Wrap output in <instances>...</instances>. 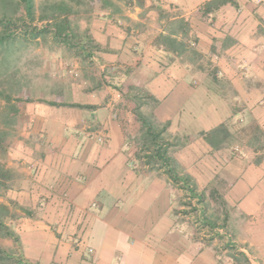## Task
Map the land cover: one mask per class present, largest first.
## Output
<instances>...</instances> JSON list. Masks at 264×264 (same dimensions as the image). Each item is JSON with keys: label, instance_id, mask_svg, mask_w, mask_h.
I'll return each instance as SVG.
<instances>
[{"label": "crops", "instance_id": "crops-1", "mask_svg": "<svg viewBox=\"0 0 264 264\" xmlns=\"http://www.w3.org/2000/svg\"><path fill=\"white\" fill-rule=\"evenodd\" d=\"M129 1L133 6L121 4L113 13L107 8L111 18L116 13L127 25L118 27L104 18L90 23L87 32L101 47L100 57L130 66L128 80L158 101L155 118L169 123L171 134L188 136L190 142L173 156L199 188L212 184L246 214H264V155L254 162L258 152L246 146L213 149L201 135L224 123L232 137L230 124L237 119L264 128V0H233L205 13L202 5L209 0H160L167 13L188 20L199 53L215 59V69L208 72H192L191 63L154 44L166 28L162 20L152 21L150 4L156 0H145L142 7ZM115 106L107 102L90 109V121L100 122L107 136L100 134L99 145L88 131L54 139L57 124L44 116L48 111L43 108L36 112L60 153L42 159L13 149L11 157H22L27 165H11V171L22 169L26 177L16 190L8 186V198L30 209L35 196H44L38 200L40 215L21 218L15 228L24 257L33 263L176 264L172 258L181 254L180 248L166 240L172 225L169 183L128 166L119 131L133 117L126 112L123 120L113 118ZM40 130L35 134L42 135ZM65 145L76 151L66 154Z\"/></svg>", "mask_w": 264, "mask_h": 264}, {"label": "rangeland", "instance_id": "rangeland-1", "mask_svg": "<svg viewBox=\"0 0 264 264\" xmlns=\"http://www.w3.org/2000/svg\"><path fill=\"white\" fill-rule=\"evenodd\" d=\"M33 2L36 18L43 11L50 14L51 9L58 5H64L71 9L72 12L69 14L71 31L78 38L83 35L89 36L87 29L90 23L97 18L109 20L107 23L115 24L118 27L119 25H127L124 24L122 16L114 12V17L111 18L108 13L110 11L113 13L114 9H118L124 3L127 5L126 8L133 6L127 0H114L115 3L110 6L104 5L100 0H33ZM150 6L153 5L150 4ZM104 7L106 8L103 9ZM152 9V11L150 10V14L151 12L154 14V17L151 16L152 21L162 20L163 27L166 26L167 21L160 18L157 9L154 7ZM4 16L12 17L14 24L19 26L23 24L18 18H23L27 22L23 1L0 0V18ZM132 23L129 25L132 26ZM30 25L40 26L41 22L37 20ZM137 28L140 29V26ZM22 30H24L23 26H21ZM21 31L18 29V33ZM189 37L192 41L194 36ZM190 45L195 48V42H191ZM74 50L75 48L70 49L59 41H55L50 34H45L35 39L19 38L12 43L4 54L0 53V163L8 170L7 179L0 186V205H6L7 212L0 210V215L4 216L5 225L15 232L16 225L20 224L21 218L39 216L42 209H40L41 205L39 204L41 201L38 200L44 198L43 195L35 196L38 199L33 201L35 204L30 206V209L23 207L17 201H10L8 198L10 194H8V186L13 184L16 190L26 177L25 174H21L22 169L19 172L16 170L12 172L11 165H17L21 168L27 165L22 157L18 159L11 157L13 149L22 148L27 151V155H34L42 159L46 154L53 158L56 153L61 151H57L54 148L55 142L46 137L45 129L47 128L44 126L46 121L42 120L41 124V118L36 109L42 111L45 108L46 110L43 109V112H48L44 116L57 124L54 126V139L56 136L61 138L64 133L65 136L71 133L77 137L83 134V131H88L94 132L95 143L99 145V143H103L100 134L104 135L105 129L102 128L100 122L95 123V119L90 121L92 119L89 115L90 109H96L110 102L116 104L111 113L113 118L123 120L126 112H129L130 116L133 117L132 122L130 121L126 126L123 125L119 131L124 140L122 148L127 155L128 166L140 175L153 174L169 183L168 188L172 196L170 201L172 225L166 240L169 241V245L172 244L174 248H180L181 251V254L173 255L172 260L176 264H264V214H262V210L258 213L246 214L236 205L226 201L223 191L216 189L214 185L199 188L196 184L197 191L204 194L203 218L221 226L227 235L217 233L220 231L217 228L215 232V229L204 224V221L198 220L195 211L185 204L187 198L181 188L170 182L161 170L158 172L157 170H149V167L141 165V162L136 159L135 153H139L140 150L139 124L135 116L130 111L125 110L129 104L127 98L121 91L113 87H126L129 76L126 71L130 66L120 65V62L117 64V62L101 58L99 54L101 47L96 50V55L101 60L94 63L89 58L78 55ZM180 60L184 63H191L192 72L199 70L208 72L215 69V59L212 58L211 54L208 57H196L185 52L181 55ZM192 79L194 80V78ZM145 89L143 85L139 86L135 82L130 93L133 95L136 92H144ZM5 96L9 99L5 100ZM87 100L96 104L91 105L92 108L71 106L74 103L82 104L81 102ZM51 101L62 103V105L51 106L48 104ZM145 101L146 104L142 105L139 110L145 114H150L153 109L152 100L146 98ZM255 126L257 125L253 120L239 121L237 119L236 122L230 124L233 131L232 137L223 145H231L232 149L235 146L239 149L241 146H246L257 150L258 153L254 155L253 161H260L264 155V133H262L264 128L258 126L259 130L256 131ZM37 128L41 130L43 128L39 132L42 135L35 134L34 131ZM163 135L166 137V134ZM172 137L170 140L174 142V145L169 152L175 159L174 152L190 141L187 142V135L179 134ZM104 138H107L106 134ZM63 149L66 150V154H73L76 151L73 145H65ZM175 161L180 173L186 174L181 164L176 159ZM42 162L44 161L42 160ZM192 179L195 182L194 178ZM15 234L18 235L17 232ZM82 235L81 232L80 237ZM228 237H231L233 242L245 250L248 259L225 245ZM80 239H78L79 242ZM21 247L20 240L16 245L0 229V248L16 258L23 257L31 264H35L24 257ZM0 264L19 263L16 260L6 259Z\"/></svg>", "mask_w": 264, "mask_h": 264}, {"label": "trees", "instance_id": "trees-1", "mask_svg": "<svg viewBox=\"0 0 264 264\" xmlns=\"http://www.w3.org/2000/svg\"><path fill=\"white\" fill-rule=\"evenodd\" d=\"M22 1L25 7L27 22L24 21L23 18H18V20L22 21L23 25L21 26H23L24 30L21 31V26L14 24V19H12V17L4 16L0 18V53L4 54V52H6L11 47L12 43H14V41L19 38L25 39L29 37L31 39H35L39 36L50 34L55 41H59L61 44L67 46L70 49L75 48L76 51L74 50V52H76L78 55H82L84 58H89L92 63L101 60V58L96 55V50H98L100 47L95 42H93L90 35H83L78 38L71 31L72 29L69 20V14L72 12L71 9L64 5H58L51 9L52 11L50 14L43 11L36 18L33 0ZM100 1L104 5L110 6L114 4L110 0ZM144 1L145 0H135L136 4L141 7L144 5ZM158 1L159 3H157ZM226 3L233 4L234 1L209 0L202 5V10L204 13L210 12L218 9L220 6ZM153 7L159 12L160 18H163L167 21L166 28L156 35L154 44L177 56H181L183 53L189 52L191 56L202 57L199 51L190 45V43L195 42V40H190L189 36H191V28L188 20L183 16L176 14V12H173L171 15L167 13V11L162 7L160 0H156ZM115 10L117 9H114V11ZM37 20L41 22L40 26L30 25L35 23V21L37 22ZM18 29H20L21 33H18ZM126 72L129 74L130 69H127ZM126 82L128 84L125 88L120 86L113 87L121 91V93H123L127 98V103L129 104L126 106L125 110L130 111L131 114L135 116V119L139 124L140 135L138 139L141 151L139 150V153H135L136 159L141 162V165L143 164V166L149 167V170H157V172L161 170L164 174H166L170 182L183 190L184 196L187 198L185 204H187L191 210L195 211L198 220L204 221L203 223L215 229V232L217 228V230H220L217 233L221 235H227L221 226L216 225L209 219L203 218L205 210L203 202L204 194L200 191H197L196 184L191 176L180 173L178 170L177 163L169 152L170 148L174 145V142L170 140L173 138V135L168 131L169 123L159 122L155 118L153 112L150 114H145L139 110L142 105L146 104V98H151L153 108L158 101L146 89L144 92H136L131 95L130 89L133 86V81L130 78ZM138 85L140 86V84ZM128 87H130V89H128ZM138 89H140V87H138ZM8 99L9 98L5 96V100ZM27 100L29 99L27 98ZM48 104L51 106L62 105V103L55 101H51ZM71 106L79 108H92L91 105H82L78 103H74ZM255 130H259L258 126H255ZM262 133H264V130H262ZM163 134H166V137H164ZM201 135L213 149L222 147L223 144L231 137V133L224 123H221L206 132H202ZM188 141L189 138L187 139V142ZM7 176L8 170L5 169V167L0 163V186L4 184V180L7 179ZM0 210L6 211L7 206L0 205ZM3 217L4 216L0 215V229L3 230L4 235L10 237L17 245L19 241L18 236L8 226L5 225L6 223H4ZM228 238L229 239L226 240L225 245L233 248L236 253H239L248 259L247 255L245 254V250L237 243L233 242L231 237ZM6 259H10L11 261L16 260L19 264H31L23 257L16 258L14 255H11L0 248V263Z\"/></svg>", "mask_w": 264, "mask_h": 264}, {"label": "built area", "instance_id": "built-area-1", "mask_svg": "<svg viewBox=\"0 0 264 264\" xmlns=\"http://www.w3.org/2000/svg\"><path fill=\"white\" fill-rule=\"evenodd\" d=\"M257 4L261 3L263 0H255Z\"/></svg>", "mask_w": 264, "mask_h": 264}]
</instances>
